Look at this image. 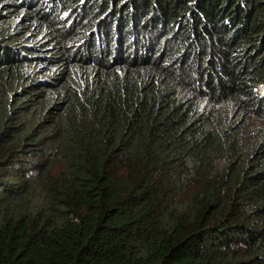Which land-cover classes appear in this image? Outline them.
Instances as JSON below:
<instances>
[{
  "label": "trees",
  "instance_id": "16d2710c",
  "mask_svg": "<svg viewBox=\"0 0 264 264\" xmlns=\"http://www.w3.org/2000/svg\"><path fill=\"white\" fill-rule=\"evenodd\" d=\"M264 0H0V264H264Z\"/></svg>",
  "mask_w": 264,
  "mask_h": 264
},
{
  "label": "rangeland",
  "instance_id": "374dc122",
  "mask_svg": "<svg viewBox=\"0 0 264 264\" xmlns=\"http://www.w3.org/2000/svg\"><path fill=\"white\" fill-rule=\"evenodd\" d=\"M264 33V32H263Z\"/></svg>",
  "mask_w": 264,
  "mask_h": 264
}]
</instances>
